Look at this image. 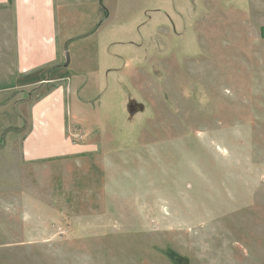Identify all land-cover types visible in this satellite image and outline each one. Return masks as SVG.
<instances>
[{"label": "rangeland", "instance_id": "374dc122", "mask_svg": "<svg viewBox=\"0 0 264 264\" xmlns=\"http://www.w3.org/2000/svg\"><path fill=\"white\" fill-rule=\"evenodd\" d=\"M115 23L117 73L95 67L104 110L80 113L104 125L67 131L99 145L43 169L73 225L23 241L14 220L0 264H264V0H117ZM90 53L69 50L71 68ZM41 84L0 111V165H16Z\"/></svg>", "mask_w": 264, "mask_h": 264}, {"label": "crops", "instance_id": "0c3cea01", "mask_svg": "<svg viewBox=\"0 0 264 264\" xmlns=\"http://www.w3.org/2000/svg\"><path fill=\"white\" fill-rule=\"evenodd\" d=\"M115 22L117 0H0V111L14 109L15 99L29 87L42 83L43 90V95L29 106L31 126L23 137L16 165L9 167L1 161V236L15 235L8 230L14 227L16 219L21 220L18 225H21L23 241L26 237L42 240L44 233L51 232L58 221L61 227L73 225V206H65L52 198L46 200L41 194L43 169L55 168L59 159L54 158L88 159L99 145L85 141L79 133L83 140H75L67 131L72 132L75 125H81L86 134L93 126L104 125L101 121H87L80 113L87 109L99 113L104 110L99 102L104 94L100 89L104 81L95 67L104 61L105 67L101 70L107 78L117 73ZM74 47L91 50L93 54H88L87 60L93 56L98 61L96 65L91 69L90 66L71 68L73 61L69 56L68 62L67 56ZM86 78H94L97 88L94 84L90 89ZM115 79L111 77L112 84ZM110 80L106 81V89ZM89 91H95V96L99 94L93 105L87 97ZM24 102L18 103L19 110L20 106L24 108ZM5 124L3 130L10 121ZM16 125L21 127L20 123ZM6 148L7 142L0 147L1 153ZM59 206L65 210V216ZM27 227L31 230L27 231Z\"/></svg>", "mask_w": 264, "mask_h": 264}, {"label": "water", "instance_id": "95a60500", "mask_svg": "<svg viewBox=\"0 0 264 264\" xmlns=\"http://www.w3.org/2000/svg\"><path fill=\"white\" fill-rule=\"evenodd\" d=\"M67 58H68V62H69V55L67 56ZM68 62H67V64H68Z\"/></svg>", "mask_w": 264, "mask_h": 264}]
</instances>
